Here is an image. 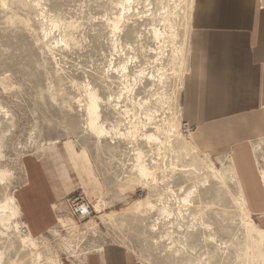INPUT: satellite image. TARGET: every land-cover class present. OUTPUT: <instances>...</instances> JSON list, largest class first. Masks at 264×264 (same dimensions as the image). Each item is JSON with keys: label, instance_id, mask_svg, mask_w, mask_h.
<instances>
[{"label": "rangeland", "instance_id": "374dc122", "mask_svg": "<svg viewBox=\"0 0 264 264\" xmlns=\"http://www.w3.org/2000/svg\"><path fill=\"white\" fill-rule=\"evenodd\" d=\"M196 8L0 0V264H91L108 248L133 264H264L234 147L205 155L185 118ZM247 144L264 191V135Z\"/></svg>", "mask_w": 264, "mask_h": 264}, {"label": "crops", "instance_id": "0c3cea01", "mask_svg": "<svg viewBox=\"0 0 264 264\" xmlns=\"http://www.w3.org/2000/svg\"><path fill=\"white\" fill-rule=\"evenodd\" d=\"M195 27L185 118L197 127L194 141L205 155L222 156L234 147L233 158L248 204L253 211L264 213L263 183L247 144L252 137L264 135V9L259 0H197ZM67 152L70 163L76 165L70 147ZM60 153L53 160H60L59 172L71 178L73 173ZM25 199L24 207L27 201L32 203ZM47 199L30 206L35 231L49 221L46 213L35 211L36 205L49 209L52 201L47 203ZM98 258L91 264H133L115 248L106 249L104 261Z\"/></svg>", "mask_w": 264, "mask_h": 264}, {"label": "bare ground", "instance_id": "6f19581e", "mask_svg": "<svg viewBox=\"0 0 264 264\" xmlns=\"http://www.w3.org/2000/svg\"><path fill=\"white\" fill-rule=\"evenodd\" d=\"M263 175H264V173H263ZM13 204H14V203H13ZM13 204H12V205H13ZM134 204L136 205V208H135V209H137V210H141L142 208H144L145 202H144L143 200H138V201H136ZM14 207L16 208L15 205H14ZM15 210H16L17 213H19L17 208H16Z\"/></svg>", "mask_w": 264, "mask_h": 264}, {"label": "built area", "instance_id": "2783aa9c", "mask_svg": "<svg viewBox=\"0 0 264 264\" xmlns=\"http://www.w3.org/2000/svg\"><path fill=\"white\" fill-rule=\"evenodd\" d=\"M189 130H190L189 128H186V127L184 128L185 132H189Z\"/></svg>", "mask_w": 264, "mask_h": 264}]
</instances>
